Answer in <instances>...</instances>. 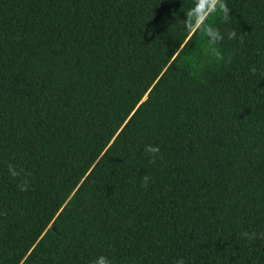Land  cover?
Here are the masks:
<instances>
[{
	"label": "trees",
	"instance_id": "obj_1",
	"mask_svg": "<svg viewBox=\"0 0 264 264\" xmlns=\"http://www.w3.org/2000/svg\"><path fill=\"white\" fill-rule=\"evenodd\" d=\"M101 256L264 264V0H0V264Z\"/></svg>",
	"mask_w": 264,
	"mask_h": 264
},
{
	"label": "clouds",
	"instance_id": "obj_2",
	"mask_svg": "<svg viewBox=\"0 0 264 264\" xmlns=\"http://www.w3.org/2000/svg\"><path fill=\"white\" fill-rule=\"evenodd\" d=\"M220 7L223 10V12L225 13V17H226L227 16V12H228V9H227L226 5H224L223 3H221ZM232 35H234V33L233 34H230V37ZM216 38L219 39V36H217ZM146 151L149 152V153H151V154H155V153H157L159 151V148L153 147V146H148L146 148ZM11 169H12L11 166H9V171H11ZM16 174H17L16 172H12V175L13 176H15ZM144 179H145V181H147L148 178L145 177ZM245 235H247V233H245ZM93 264H110V262L107 260L106 257L101 256V257H98L93 262ZM176 264H184V260L183 259H179V260H177Z\"/></svg>",
	"mask_w": 264,
	"mask_h": 264
},
{
	"label": "water",
	"instance_id": "obj_3",
	"mask_svg": "<svg viewBox=\"0 0 264 264\" xmlns=\"http://www.w3.org/2000/svg\"><path fill=\"white\" fill-rule=\"evenodd\" d=\"M148 99V96L145 97V99L143 100V102H145ZM50 229H54L53 227H50Z\"/></svg>",
	"mask_w": 264,
	"mask_h": 264
}]
</instances>
